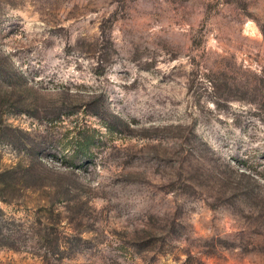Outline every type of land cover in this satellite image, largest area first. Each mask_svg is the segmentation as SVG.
I'll use <instances>...</instances> for the list:
<instances>
[{"label":"rangeland","instance_id":"1","mask_svg":"<svg viewBox=\"0 0 264 264\" xmlns=\"http://www.w3.org/2000/svg\"><path fill=\"white\" fill-rule=\"evenodd\" d=\"M0 264H264V0H0Z\"/></svg>","mask_w":264,"mask_h":264}]
</instances>
